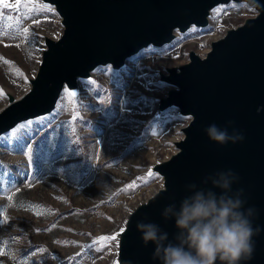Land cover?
<instances>
[{"label": "water", "instance_id": "obj_1", "mask_svg": "<svg viewBox=\"0 0 264 264\" xmlns=\"http://www.w3.org/2000/svg\"><path fill=\"white\" fill-rule=\"evenodd\" d=\"M25 1L52 7L60 30L56 37L42 34L39 60L34 75L25 77V90L3 92L0 138L53 114L63 91L76 97L79 82L94 81L97 69L118 73L148 48L162 49L193 28L206 30L214 9L236 3L252 10L211 40L204 57L191 49L185 62L152 69L156 83L165 86L162 95L152 98L153 118L174 110L185 122L170 141L173 150L146 166L144 175H157L159 185L128 206L107 235L115 237L109 264H160L152 258L154 244L144 245L137 223L160 225L176 243L174 219L165 221L163 208H178L191 194L189 184L211 188L202 182L206 177L231 169L239 177L232 183L233 193L244 189L245 207H256L253 223L262 229L254 237L253 258L242 264H264V0ZM212 123L227 130L228 143L209 140L204 129Z\"/></svg>", "mask_w": 264, "mask_h": 264}, {"label": "rangeland", "instance_id": "obj_2", "mask_svg": "<svg viewBox=\"0 0 264 264\" xmlns=\"http://www.w3.org/2000/svg\"><path fill=\"white\" fill-rule=\"evenodd\" d=\"M21 3L19 10L0 4V106L4 91L21 94L34 75L42 34L60 30L52 7ZM149 62L141 61L119 109L131 75L97 69L94 81L79 82L76 97L63 91L53 114L0 138V264H109L112 240L93 241L108 237L128 206L159 185L157 175H144L146 166L173 150L185 122L174 110L153 118L152 98L165 88ZM92 168L91 185L79 188Z\"/></svg>", "mask_w": 264, "mask_h": 264}, {"label": "clouds", "instance_id": "obj_3", "mask_svg": "<svg viewBox=\"0 0 264 264\" xmlns=\"http://www.w3.org/2000/svg\"><path fill=\"white\" fill-rule=\"evenodd\" d=\"M204 132L213 142L228 143L227 130L215 123L209 124ZM238 179L231 169L216 172L202 181L211 183V188L191 183L187 186L191 194L180 201L178 208L175 204L163 208V219H174L178 230L176 243L168 239V233L160 225L139 221L137 229L144 245L151 242L155 246L152 258L160 264H242L251 260L256 245L254 237L262 229L253 223L259 215L256 207H245L244 189L233 193L232 183Z\"/></svg>", "mask_w": 264, "mask_h": 264}, {"label": "built area", "instance_id": "obj_4", "mask_svg": "<svg viewBox=\"0 0 264 264\" xmlns=\"http://www.w3.org/2000/svg\"><path fill=\"white\" fill-rule=\"evenodd\" d=\"M243 8L248 9L244 4H229L226 6H220L211 13L209 17L208 28L206 30L200 29H191L185 35H177V39L172 44L162 47V49H147L149 50L146 55L141 53L132 57V59L127 61V66L119 71L122 77L124 74L128 73L129 77L127 85L122 93V96L119 97L118 109L121 106L122 98L125 95L124 93L135 84V77L138 73L139 66L141 61L148 60L151 61L146 64L150 66L152 71L155 67H160L163 64L166 65H176L177 63H182L187 60L186 52L187 50H193L195 54L200 57H204L206 51L209 49V42L211 40H216L221 37L226 28L234 26L236 22L240 21L243 17L241 11ZM250 10V9H249ZM145 50V51H147ZM144 52V51H142ZM134 61V64L131 65V62ZM165 88V86H163ZM104 140V134H96L94 137V142L99 146ZM94 168L91 169L89 173H86L83 178L80 180L78 185L79 188H87L91 185L94 179Z\"/></svg>", "mask_w": 264, "mask_h": 264}, {"label": "snow or ice", "instance_id": "obj_5", "mask_svg": "<svg viewBox=\"0 0 264 264\" xmlns=\"http://www.w3.org/2000/svg\"><path fill=\"white\" fill-rule=\"evenodd\" d=\"M0 4H2V6H3L4 9L12 8V9L19 10L20 7L23 6L22 3H21V0H17L16 3H7V2H5V0H0ZM33 10H35V7H34ZM8 19H12V17H8ZM24 31H25V33H27L28 30L27 29H24ZM69 95L75 96V93L72 92V93H69ZM31 123H32V121H28V124L29 125ZM19 127L23 128V127H26V125L21 124V125H19ZM13 131L15 132V129ZM31 147L32 146H28L29 152H31ZM149 175H151V173H149ZM114 238L115 237H100V238H98V240L93 241V244H101V246H102V242H105V241H107L109 239H114ZM89 247H91V245Z\"/></svg>", "mask_w": 264, "mask_h": 264}]
</instances>
